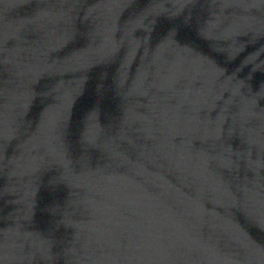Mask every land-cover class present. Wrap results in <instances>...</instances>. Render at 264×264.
Segmentation results:
<instances>
[{"label":"water","instance_id":"95a60500","mask_svg":"<svg viewBox=\"0 0 264 264\" xmlns=\"http://www.w3.org/2000/svg\"><path fill=\"white\" fill-rule=\"evenodd\" d=\"M0 264H264V0H0Z\"/></svg>","mask_w":264,"mask_h":264}]
</instances>
